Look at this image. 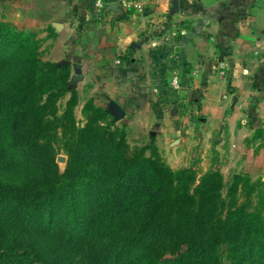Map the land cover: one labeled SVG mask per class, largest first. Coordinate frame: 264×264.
Instances as JSON below:
<instances>
[{
  "label": "trees",
  "instance_id": "trees-1",
  "mask_svg": "<svg viewBox=\"0 0 264 264\" xmlns=\"http://www.w3.org/2000/svg\"><path fill=\"white\" fill-rule=\"evenodd\" d=\"M71 76L0 21V264H264L263 184L237 174L224 197L211 169L193 188V172L172 171L156 146L131 148L113 120L100 133L108 110L93 99L77 127ZM96 134L107 148L85 172L79 160ZM82 179L95 192L77 202Z\"/></svg>",
  "mask_w": 264,
  "mask_h": 264
},
{
  "label": "crops",
  "instance_id": "crops-1",
  "mask_svg": "<svg viewBox=\"0 0 264 264\" xmlns=\"http://www.w3.org/2000/svg\"><path fill=\"white\" fill-rule=\"evenodd\" d=\"M106 1L98 14L96 0H0V21L37 33L47 61L71 64L77 79L128 114L131 127L170 142L173 131L162 127L172 119L204 126L236 173L264 175V0H133L142 11ZM172 24L184 25L187 36L174 51L156 48V30ZM170 60L183 76V93L198 97L185 105L192 111L186 117V108L174 118L162 114L151 98L169 76ZM196 64L198 90L190 87Z\"/></svg>",
  "mask_w": 264,
  "mask_h": 264
},
{
  "label": "rangeland",
  "instance_id": "rangeland-1",
  "mask_svg": "<svg viewBox=\"0 0 264 264\" xmlns=\"http://www.w3.org/2000/svg\"><path fill=\"white\" fill-rule=\"evenodd\" d=\"M28 35H31L33 41L38 44L39 47V54L41 59L44 62H48L47 57V50L44 49V45L42 42V39L39 38L38 34L31 31H24ZM171 61V60H170ZM56 63V62H55ZM60 64H69L68 62L60 63ZM72 69V76L70 79L69 85L72 89L76 90L78 93V104L75 107L74 110V120L77 124V127L83 128L87 124V116L84 113V107L87 105L89 101L92 99L94 101V106L101 108L102 110H108L107 113L109 115L108 120L105 122H102L100 125L102 126V130L100 133H102L103 129L106 128L107 124L109 123V120L114 121V126L116 127H110V130H114L115 128H119L120 130H124L127 133V141L131 148L134 147H143L146 145H153L156 146L158 149L159 155L164 161V163L174 172H180L183 170H188L193 172L194 176L196 177L195 183H193L192 187H196L199 185L201 179L211 170V169H219L220 172L223 175L224 183L226 185V189L223 192L224 197L227 193V188L232 183V180L235 175L239 174L242 176L249 177L252 182L261 183V185H264V175L262 176H251L248 173H236L235 169L230 168V163L227 162L225 155L223 153L216 149L213 145V137L206 135L204 132V126L199 125H191L186 126L183 124V120H179L178 118L172 119V121L167 122L163 125L162 129L164 130H171L173 131L171 135L170 142H167L165 137H161L158 134L152 135L149 130H145L144 128H135L131 127L130 119L127 114L122 115L121 112H119L116 107L113 105L111 100H109L106 93L101 91H96L95 88H89L87 86V83H84V81H81L79 78L77 79L76 76L78 75L76 72L73 71L72 65L69 64ZM176 62L171 61L168 64L169 69V76L165 78L163 84L161 83L160 86H166L168 84V77L171 76L172 69L175 68ZM187 75V74H186ZM185 75V76H186ZM79 76V75H78ZM170 80V79H169ZM191 86L193 89H196L195 81H193V78L190 80ZM191 89V90H193ZM198 90V89H196ZM190 93V92H189ZM151 98L154 105H159L161 107L162 114L169 115L168 112L170 111L171 117H176L178 112L177 109H183L186 108V112L182 111L181 113L184 115L183 117H186L185 115H191L192 111L185 107L187 104L189 108L190 106L197 101L198 97H195L192 100H189V97L186 96L185 93H182L179 96H160L156 97L153 94V91H150ZM155 97L156 100L155 101ZM70 98V94H67V96L62 99L59 102V110L62 112L67 104V101ZM156 102V103H155ZM168 110V111H167ZM127 117V118H126ZM116 124V125H115ZM153 133H156L158 131V128L152 130ZM179 131L181 134L185 132L186 134L177 137L175 135H178ZM187 131L191 132V135L187 134ZM61 133V129L59 131ZM0 134H4V128L2 125H0ZM165 138V139H164ZM169 138V137H168ZM191 138V141L189 140ZM164 139V140H163ZM190 141V142H189ZM107 148V145H104L100 134L96 135H90L88 137V145L87 149L85 150L84 156H82L79 160L80 167L85 172H95L98 167L93 162L89 161L88 157H91L94 152L105 150ZM108 150V149H107ZM149 154V152L147 153ZM57 164L59 166L60 172L64 173L67 168V162H68V156L65 152L60 151L57 155ZM92 180L91 179H82L79 182V186L77 188H83L81 191L84 197H81L80 195L77 196V202H80L81 199L86 198L87 193H90L89 190L91 189ZM96 188H99L96 187ZM264 188V187H263ZM94 191V190H93ZM95 192V191H94ZM257 199V198H256ZM164 240V238H161ZM161 239L158 241L161 243Z\"/></svg>",
  "mask_w": 264,
  "mask_h": 264
},
{
  "label": "built area",
  "instance_id": "built-area-1",
  "mask_svg": "<svg viewBox=\"0 0 264 264\" xmlns=\"http://www.w3.org/2000/svg\"><path fill=\"white\" fill-rule=\"evenodd\" d=\"M114 4L120 6L125 10H137L142 11L141 5L134 2L133 0H114ZM95 11L98 14H101L107 10L109 7L106 0H96L95 2ZM157 36H155L154 43L156 48H171L173 51L175 50L177 43L182 38L186 37L188 34V30L184 25L180 24H172L169 25L166 29L158 28L156 30ZM117 66L121 64V60H117L115 62ZM224 66H221V76H225ZM202 70L201 64H196L192 67L191 77L193 79L197 78L200 75ZM184 80L179 68L175 67L172 69V73L170 76V81L166 86L156 85L153 87V94L157 97L161 95L179 96L183 93Z\"/></svg>",
  "mask_w": 264,
  "mask_h": 264
}]
</instances>
